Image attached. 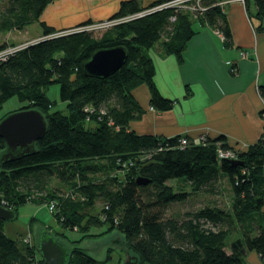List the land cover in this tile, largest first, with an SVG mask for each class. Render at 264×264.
Returning a JSON list of instances; mask_svg holds the SVG:
<instances>
[{"label":"trees","instance_id":"trees-1","mask_svg":"<svg viewBox=\"0 0 264 264\" xmlns=\"http://www.w3.org/2000/svg\"><path fill=\"white\" fill-rule=\"evenodd\" d=\"M51 1L6 0L0 9V33L38 22L42 34L40 40L0 60V107L16 97L25 103L19 109H37L46 120V131L33 153L0 163V205L11 209L14 219L21 204L56 201L57 210L51 214L59 227L80 234L71 239L65 232L43 227L68 247L65 264H97L79 245L87 237L113 231L122 235L132 253L124 264H244L249 251L264 264V133L246 149L229 146L223 135L205 137L202 143L187 138L179 148V136L139 135L128 126L144 113L131 93L141 84L146 85L149 106L155 111H167L175 103L157 90L147 52L157 45L161 55L173 54L182 62L195 33L193 21L214 28L229 45L231 33L222 9L212 6L213 0H204L209 7L196 17L163 8L102 32L48 37L59 30L39 16ZM165 1L142 6L139 0H122L111 17ZM253 7L251 12L246 4L248 16L256 22V31H264V0H253ZM15 45L2 43L0 50ZM117 46L125 49L126 60L111 75L96 78L82 69L94 51ZM53 83L66 102L65 112L52 110L54 101L44 91ZM258 92L264 119L263 85ZM3 148L0 137V151ZM218 149L232 150L239 163L218 157ZM137 175L149 181L138 185ZM222 176L231 193L229 209L209 204L166 215L170 204H183L193 193L211 190ZM52 179L68 186V192L49 188ZM169 180L177 185H169ZM4 222L0 219V264H42L37 233L33 243L19 245L3 232Z\"/></svg>","mask_w":264,"mask_h":264},{"label":"crops","instance_id":"crops-1","mask_svg":"<svg viewBox=\"0 0 264 264\" xmlns=\"http://www.w3.org/2000/svg\"><path fill=\"white\" fill-rule=\"evenodd\" d=\"M122 0H52L39 20L55 30H63L88 20H102L117 12ZM147 6L156 0H139ZM253 12L250 0H246ZM244 3L230 0L223 14L231 33L229 45L214 28L196 23L195 33L183 51L182 62L173 54L161 55L158 47L149 50L154 67L153 81L160 95L175 100L171 109L158 112L149 106L145 84L132 90V96L144 113L130 120L129 128L136 134L162 137L223 135L229 146L246 149L264 132L260 115L263 102L258 92L264 86V31L255 24ZM38 23V22H37ZM22 30V29H21ZM20 33V29H14ZM16 36L18 43H31L42 38L35 34ZM188 91V95H186ZM264 211V202L261 207ZM244 264H262L259 255L249 251Z\"/></svg>","mask_w":264,"mask_h":264},{"label":"rangeland","instance_id":"rangeland-1","mask_svg":"<svg viewBox=\"0 0 264 264\" xmlns=\"http://www.w3.org/2000/svg\"><path fill=\"white\" fill-rule=\"evenodd\" d=\"M250 2L252 7L253 0H250ZM5 4L6 0H0V9H2ZM196 23V21H193L194 27L197 26ZM73 27L75 26H72L71 28ZM36 30L41 31V28L39 23L33 22L24 26L22 30L20 29L19 34L13 30L2 32L0 33V44L18 42L16 36H25V31H27L29 35H33ZM155 47H157V45L154 46V48ZM147 53H149V51ZM44 91L48 98L54 101L52 110H62L65 112L66 102H62L59 98V86L53 83L48 85ZM24 105L25 103L20 102L16 97L9 98L0 107V118L8 113L18 110ZM92 124L93 123H87L86 126ZM167 183L174 187L177 185V182L174 180H169ZM48 187L56 189L59 191L58 193L68 192L69 190L68 186L55 179H52L49 182ZM231 202V193L226 178L222 176L216 178L211 186V190L203 189L198 193H193L192 196L187 199V202L183 204H170L167 208L166 215L172 216L173 214H180L186 210H194L209 204L223 209H229ZM96 206H100V201L96 202ZM51 213L52 212H49L46 207V203L37 204L35 202H26L17 207L14 219L3 223V232L7 237L15 240L19 245L22 244V238L27 233L31 235V243H33L36 240L34 238L35 233L38 232V229H43L44 226H47L48 229L53 232H65V234L71 239H77L80 237V234L77 232L61 229ZM33 217H35V220L32 221ZM79 246L84 248L92 257L98 260L97 264H124L129 259V256L132 255L130 249H128L124 243L122 235L117 231L99 237H87L82 240Z\"/></svg>","mask_w":264,"mask_h":264},{"label":"water","instance_id":"water-1","mask_svg":"<svg viewBox=\"0 0 264 264\" xmlns=\"http://www.w3.org/2000/svg\"><path fill=\"white\" fill-rule=\"evenodd\" d=\"M125 60L126 51L123 47L98 49L82 63V69L89 76L105 78L118 70ZM45 131V117L37 109H19L3 116L0 119V137L4 140V148L0 151V163L33 153L35 142L42 138ZM231 161L234 164L239 163L236 159ZM148 181L147 178L138 175L135 178L138 185H144ZM13 216L11 209L0 205L1 220L9 221ZM37 250L42 258V264H65L69 253L68 247L46 229L37 232Z\"/></svg>","mask_w":264,"mask_h":264},{"label":"built area","instance_id":"built-area-1","mask_svg":"<svg viewBox=\"0 0 264 264\" xmlns=\"http://www.w3.org/2000/svg\"><path fill=\"white\" fill-rule=\"evenodd\" d=\"M204 0H167L163 3L147 7L141 11H138L133 14H128L125 16H117V17H109L102 20H95L90 21L89 23H83L81 25L75 26L73 28H67L63 30L56 31L53 34L48 35V37L58 36L70 32H77V31H87V32H102L118 23L130 21L136 18H139L147 13L161 10L163 8H175V12L178 10L186 11L193 15V17H196V15L202 14L209 6H205L203 3ZM230 0H213L212 6L217 5L221 9L223 6L229 2ZM238 2L244 3V0H236ZM170 21H174L175 17L171 16ZM29 43H20L15 46H7L4 49L0 50V60L7 59L8 56L13 55L16 51L19 49L24 48ZM264 133V132H263ZM205 141V136H200L196 140H193L194 143H202ZM188 142V139L186 136H179L177 140V146L179 148H183ZM159 147L157 150H160ZM217 155L220 158H227V159H234L235 153L230 149H218ZM46 207L48 208L49 212H53L57 210V203L56 201H49L46 203ZM22 241L26 244L31 243V235L27 233L23 238Z\"/></svg>","mask_w":264,"mask_h":264}]
</instances>
